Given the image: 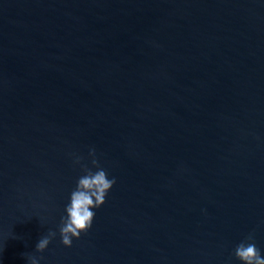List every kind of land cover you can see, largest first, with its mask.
Here are the masks:
<instances>
[{
    "label": "water",
    "instance_id": "1",
    "mask_svg": "<svg viewBox=\"0 0 264 264\" xmlns=\"http://www.w3.org/2000/svg\"><path fill=\"white\" fill-rule=\"evenodd\" d=\"M93 148L115 183L66 247ZM250 233L264 257V0H0V264H241Z\"/></svg>",
    "mask_w": 264,
    "mask_h": 264
},
{
    "label": "clouds",
    "instance_id": "2",
    "mask_svg": "<svg viewBox=\"0 0 264 264\" xmlns=\"http://www.w3.org/2000/svg\"><path fill=\"white\" fill-rule=\"evenodd\" d=\"M92 157L91 164L96 171H92L87 165L81 164L82 157H76L74 164H80L83 175L77 180L75 188L70 193L69 203L65 206L66 215L61 217L59 227L60 242L69 247L73 238H79L82 232H86L92 225L95 212L104 202L108 191L115 183V178H109L107 172L99 166L95 158V149L89 150ZM56 236L49 231L36 244L37 252L44 251L51 240ZM233 255L241 264H264V257L254 242L253 234H248L234 249ZM27 264H39V258L29 256Z\"/></svg>",
    "mask_w": 264,
    "mask_h": 264
}]
</instances>
